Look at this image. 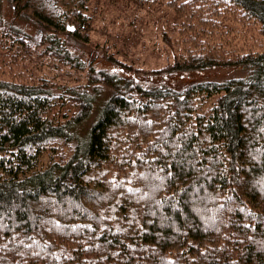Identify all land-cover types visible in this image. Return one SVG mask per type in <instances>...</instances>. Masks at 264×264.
I'll use <instances>...</instances> for the list:
<instances>
[{
	"label": "trees",
	"instance_id": "trees-1",
	"mask_svg": "<svg viewBox=\"0 0 264 264\" xmlns=\"http://www.w3.org/2000/svg\"><path fill=\"white\" fill-rule=\"evenodd\" d=\"M8 1L0 48L29 37L25 23L45 51L86 66L65 42H89L90 0ZM167 4L182 51L161 67L105 46L120 67L91 66L88 84L0 77V264H264V0ZM234 18L260 25V48L225 46ZM208 66L244 75L135 77Z\"/></svg>",
	"mask_w": 264,
	"mask_h": 264
},
{
	"label": "rangeland",
	"instance_id": "rangeland-1",
	"mask_svg": "<svg viewBox=\"0 0 264 264\" xmlns=\"http://www.w3.org/2000/svg\"><path fill=\"white\" fill-rule=\"evenodd\" d=\"M88 6L91 14L90 23L86 26L90 32L89 42H65L73 53L81 55L85 67H79L59 54L45 51L37 28L23 23L29 37L16 39L9 35L6 39L8 48H0V77H7L10 69H16L36 73L59 84H88L94 78L91 66L120 67L104 57L105 50L102 49L105 46L116 58L131 64L133 68L161 67L172 60L175 53L182 51L179 44L180 18L168 6L167 0H90ZM0 11L8 20H13V10L8 0H0ZM232 23L225 30L224 44L227 48H237L239 51L260 48L263 37L256 21L234 18ZM166 34L170 36L172 44L166 39ZM135 75L137 81L146 86L168 84L180 87L194 81L225 80L244 75V71L235 66H208L175 74Z\"/></svg>",
	"mask_w": 264,
	"mask_h": 264
},
{
	"label": "built area",
	"instance_id": "built-area-1",
	"mask_svg": "<svg viewBox=\"0 0 264 264\" xmlns=\"http://www.w3.org/2000/svg\"><path fill=\"white\" fill-rule=\"evenodd\" d=\"M81 27H82V28H84V27H85V25H81Z\"/></svg>",
	"mask_w": 264,
	"mask_h": 264
}]
</instances>
